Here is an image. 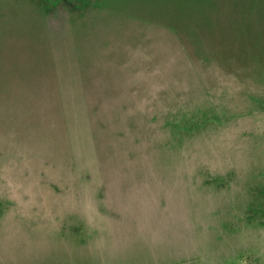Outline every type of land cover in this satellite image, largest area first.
Returning a JSON list of instances; mask_svg holds the SVG:
<instances>
[{
  "label": "rangeland",
  "instance_id": "obj_1",
  "mask_svg": "<svg viewBox=\"0 0 264 264\" xmlns=\"http://www.w3.org/2000/svg\"><path fill=\"white\" fill-rule=\"evenodd\" d=\"M0 196V264H264V0H0Z\"/></svg>",
  "mask_w": 264,
  "mask_h": 264
},
{
  "label": "crops",
  "instance_id": "obj_2",
  "mask_svg": "<svg viewBox=\"0 0 264 264\" xmlns=\"http://www.w3.org/2000/svg\"><path fill=\"white\" fill-rule=\"evenodd\" d=\"M70 196H72V195H70ZM74 196V195H73ZM76 196V195H75ZM77 196H79V195H77ZM2 198H3V196H0V203H3L4 201H6V202H10V200H18L19 198H17V199H12V198H10V197H7L6 199H3L2 200ZM75 199L77 198V197H74ZM17 208V207H16ZM22 208H24V205H22ZM80 209V208H79ZM18 210H15V211H11V214H10V216H12V217H15L14 215H18ZM76 213L79 215V217L81 218V220H84L85 218H84V214L83 213H81V212H79V211H76ZM5 216V218L4 217H2V215L0 214V223H2L3 221H4V219H6L7 220V216L8 215H4ZM9 217V216H8Z\"/></svg>",
  "mask_w": 264,
  "mask_h": 264
},
{
  "label": "trees",
  "instance_id": "obj_3",
  "mask_svg": "<svg viewBox=\"0 0 264 264\" xmlns=\"http://www.w3.org/2000/svg\"><path fill=\"white\" fill-rule=\"evenodd\" d=\"M254 207H256V213L259 214V213H262L264 212V204H259L257 206L255 205H252L251 208L253 209Z\"/></svg>",
  "mask_w": 264,
  "mask_h": 264
}]
</instances>
